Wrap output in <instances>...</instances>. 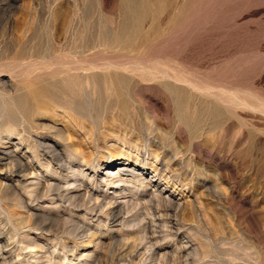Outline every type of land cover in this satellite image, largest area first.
I'll list each match as a JSON object with an SVG mask.
<instances>
[{
  "label": "rangeland",
  "instance_id": "rangeland-1",
  "mask_svg": "<svg viewBox=\"0 0 264 264\" xmlns=\"http://www.w3.org/2000/svg\"><path fill=\"white\" fill-rule=\"evenodd\" d=\"M133 2L0 0V232L18 241L0 264H264V0ZM118 157L138 174L160 167L188 202H152L132 178L121 187L141 206L113 226L85 196L60 202L23 174L31 161L61 178L49 168L63 160L102 173ZM25 231L44 234L54 263L29 254L41 247Z\"/></svg>",
  "mask_w": 264,
  "mask_h": 264
},
{
  "label": "bare ground",
  "instance_id": "bare-ground-1",
  "mask_svg": "<svg viewBox=\"0 0 264 264\" xmlns=\"http://www.w3.org/2000/svg\"><path fill=\"white\" fill-rule=\"evenodd\" d=\"M135 1V0H134ZM133 2V0H132ZM134 3V2H133ZM136 3L137 0H136ZM135 3V4H136ZM150 3V2H149ZM126 4V3H125ZM153 4V3H152ZM129 5H130V2H129ZM131 7L134 6L133 4L130 5ZM136 6V5H135ZM140 6V5H139ZM147 6V5H146ZM150 7V6H149ZM144 8V7H143ZM145 9V8H144ZM151 9V8H150ZM161 9V8H160ZM135 10V9H134ZM132 10V11H134ZM141 11V9H139ZM152 10V9H151ZM131 11V12H132ZM161 11V10H160ZM145 12V11H143ZM141 13V12H140ZM137 15V14H136ZM156 15V14H155ZM143 16V15H142ZM145 18V17H144ZM147 19V18H146ZM156 19V18H155ZM125 21V20H124ZM157 21V20H156ZM155 21V22H156ZM134 29V28H133ZM122 79V78H121ZM60 128V127H59ZM58 128V129H59ZM67 128V127H66ZM55 129H56V126H55ZM63 129V128H62ZM57 131V130H56ZM63 132V130H62ZM65 132V131H64ZM60 135V134H59ZM67 135V134H66ZM70 135V133L68 134ZM66 139V138H64ZM70 141L68 142H71V138L68 139ZM38 141V140H37ZM40 141V140H39ZM64 141V140H63ZM66 142V141H65ZM45 143V142H44ZM72 143V142H71ZM64 145V144H63ZM69 145V144H68ZM43 146V145H42ZM45 147V146H43ZM51 147V146H50ZM49 148V147H48ZM73 148V147H72ZM77 148V147H75ZM73 148V149H75ZM51 149V148H50ZM70 149V148H69ZM68 149V150H69ZM78 149V148H77ZM75 149V150H77ZM55 150L57 151V148L55 146ZM72 150V149H71ZM74 150V151H75ZM79 150V149H78ZM75 151V152H78ZM67 151V150H65ZM81 151V150H80ZM82 152H85V151H82ZM50 154V153H49ZM58 155L61 156V152H58L57 153ZM65 154V153H64ZM87 153H83V155ZM17 155V154H16ZM57 155V156H58ZM26 156V155H25ZM50 156V155H49ZM59 156V157H60ZM78 156H80V154H78ZM76 157V156H75ZM86 157V156H85ZM18 158V157H17ZM55 159V158H54ZM57 159V158H56ZM61 159V158H60ZM84 159V158H82ZM122 159L121 157H118L117 159H115V166L112 165L110 166L111 168L110 169H107L106 171L102 172V173H97L96 171L94 173H91L89 172V170H85L81 165L80 166H77V165H74L73 162H67L65 160H63L64 162L61 164H58L57 168H49L51 170L54 171V173H57L59 175H61L62 177L61 178H57V177H47L46 180H44V178L40 175V172L38 171L37 173H35L36 171H34V167H33V163L31 161H28L26 162V164H24V167H23V174L25 175H29V174H37L38 176V179H30L32 181V183H30L29 185H27V187H34V186H38V189H42V188H47L48 190L49 189H55V190H61L63 191V194L62 197H61V201L62 202L63 200H67L68 202H72L75 198H77L78 196H85L84 199V203H86L87 200L89 205L86 206L88 208V211L89 213L91 214V218L92 219H97V221H103L105 220L106 221V224H110V225H113V226H116V225H119V224H123L125 223L126 221V217L124 216V212L126 211H129L128 210V206L130 205H133V204H137L138 201L140 200L138 198V195L136 193H134L133 195L131 194V189L129 188H122L121 187V184L122 183H126L128 181H131L132 178H136V181H140L142 182V184L146 187L152 185L153 186V189H151L150 191H148V195L150 196V198H152V202L155 200V199H165L167 202H171L172 204H175L179 207L183 206L185 204V202L187 200H185L184 196H180V197H177L173 192L169 191V189H167L166 187L164 186H161V182L162 180L164 179V176L163 174L159 171L160 170V167L154 171V172H145L143 171L142 173H139L138 172L136 173V169L134 167H132V165H130L129 163H124L122 164ZM22 160V159H21ZM52 160V159H51ZM67 160V159H66ZM86 160H88L86 158ZM20 161V160H19ZM53 161V160H52ZM25 162V161H24ZM51 163V162H50ZM56 163V162H55ZM85 164V163H83ZM160 164V163H159ZM88 165V164H87ZM111 165V164H110ZM118 166V167H117ZM156 166V165H155ZM49 167V165H48ZM16 170V169H15ZM50 170V171H51ZM166 171V170H165ZM22 174V175H23ZM99 174V175H98ZM24 175V176H25ZM89 177L90 176V181L93 180V182L91 181L90 185H86V184H83V183H79V179L77 177ZM33 177V176H32ZM131 177V178H129ZM170 177V176H169ZM36 178V177H35ZM167 178V177H166ZM36 180V181H34ZM27 181V180H26ZM83 181V179H82ZM172 181V180H171ZM81 182V181H80ZM22 183V182H21ZM135 184V183H134ZM25 186V185H24ZM176 186V185H175ZM36 188V187H35ZM148 189V188H147ZM37 190V189H36ZM38 190V191H39ZM54 190V191H55ZM44 191V190H43ZM35 190H31L29 191V194L31 193H34ZM58 192V191H56ZM41 193V192H40ZM128 193H130L132 195L131 198L128 199ZM28 194V192H27ZM146 195V194H145ZM36 196V195H35ZM42 196V195H41ZM141 196H144V194H142ZM39 197V195H38ZM41 198V197H40ZM52 199V198H51ZM54 199V198H53ZM137 199H139L137 201ZM148 200V199H147ZM77 201V200H76ZM83 201V200H81ZM79 200V202H81ZM188 202V201H187ZM186 202V203H187ZM190 202V201H189ZM29 203V202H28ZM142 203V202H141ZM170 203V204H171ZM194 203V202H193ZM65 204V202H64ZM76 204V203H75ZM87 204V203H86ZM139 204V208H140V203ZM161 204V203H159ZM171 204V205H172ZM52 205V204H51ZM55 205V204H54ZM60 205V204H59ZM82 205H84L82 203ZM191 205V204H190ZM194 205V204H193ZM70 206V205H69ZM79 206V205H78ZM151 206V205H150ZM159 206V205H157ZM168 206V205H167ZM186 206V205H185ZM63 207V206H62ZM71 207V206H70ZM77 207V206H76ZM84 207V206H83ZM135 207V206H134ZM137 207V206H136ZM154 207V206H153ZM161 207H163L161 205ZM172 207V206H171ZM170 207V208H171ZM184 207V206H183ZM67 208V207H66ZM127 208V210H126ZM160 208V207H159ZM168 208V207H167ZM58 209V207H57ZM70 209V208H69ZM132 209V208H131ZM153 209V208H152ZM162 210V209H161ZM35 211V210H34ZM68 211V210H67ZM131 211V210H130ZM135 211V210H134ZM59 212V211H58ZM151 212V211H150ZM30 213V212H29ZM34 213V212H33ZM127 213V212H126ZM62 214V213H61ZM60 214V215H61ZM152 215V213H150ZM29 215V214H28ZM40 215V214H38ZM59 215V214H58ZM59 215V217H60ZM127 215V214H126ZM154 215V214H153ZM32 216V215H31ZM34 216V215H33ZM37 216V215H36ZM28 217V216H27ZM38 217V216H37ZM72 217V216H71ZM158 217V216H156ZM87 218V217H86ZM90 218V217H89ZM26 219V218H24ZM23 219V221H24ZM156 219V218H155ZM27 220V219H26ZM25 220V222H26ZM31 220V219H29ZM28 220V222H30ZM74 220V219H73ZM84 220V219H82ZM89 220V219H88ZM33 221V220H32ZM77 221V220H76ZM85 221V220H84ZM154 221V220H153ZM24 222V223H25ZM35 222V220H34ZM33 222V223H34ZM66 222V221H64ZM155 222V221H154ZM153 222V223H154ZM166 223V221H164ZM104 223V222H103ZM129 223V222H128ZM32 224V223H31ZM31 224H28L27 226L31 229ZM35 224V223H34ZM172 224V223H171ZM26 225V223H25ZM37 225V224H36ZM35 225V226H36ZM73 225V223H72ZM101 225V224H100ZM129 225V224H128ZM160 225V224H159ZM168 225V224H167ZM66 226V225H65ZM98 226V225H97ZM96 226V227H97ZM24 227V226H23ZM22 227V228H23ZM40 227V226H38ZM99 227V226H98ZM111 227V226H110ZM109 227V228H110ZM70 228V227H69ZM68 228V229H69ZM94 227H92V224L90 223H86L85 225H83L81 227L82 231L84 233L88 232L87 234H85L83 237H85V239H83V244L84 246H88V245H91L92 243H95V248L94 250L96 251L97 247H99L100 243L102 242L101 238H98V237H94L96 236V232L94 231H91L93 230ZM108 228V227H107ZM27 229V228H26ZM25 229V230H26ZM37 229V228H36ZM28 230V229H27ZM120 230V228H119ZM166 230V229H165ZM170 230V229H169ZM18 231V230H17ZM53 230L49 231L52 233ZM81 231V230H80ZM113 231V230H111ZM44 232V231H43ZM123 232V231H121ZM98 233V232H97ZM109 233V232H108ZM170 233V232H169ZM25 237L27 238V243L29 245V247H41L38 248L40 250H37L36 252L31 250L29 251V254L31 255H34V257L36 258L35 260H37V262L41 259V258H47L48 257V261H52L51 259L53 258V256H55V250L54 251H50V249L45 245V244H42V241L40 240L44 234L40 233L38 234L37 236H40L39 239H35V237H30V233L25 231ZM48 234V233H47ZM78 234V233H77ZM157 234V233H156ZM173 234V233H172ZM8 235V234H7ZM12 235V234H11ZM15 235V234H14ZM57 235V234H55ZM76 235V234H75ZM82 235V234H81ZM80 235V236H81ZM166 235V233H165ZM169 236V235H168ZM173 236V235H172ZM11 237V236H10ZM17 237V236H16ZM53 237V236H52ZM56 237V236H55ZM68 237V236H66ZM115 237V236H114ZM24 238V237H23ZM51 238L50 236H48V239ZM70 238V237H69ZM74 238V237H73ZM172 238V237H171ZM186 238V237H185ZM15 239V238H14ZM72 239V238H71ZM78 239V238H77ZM158 239V238H157ZM175 239V238H174ZM6 240L9 242V244H7V246L10 248L8 250L9 253L12 252V250L14 249H17L18 246H17V243L18 241H9V238L6 237V234L0 232V260H3L5 262V260L7 259L9 253L4 251V248H3V242ZM18 240V239H17ZM26 240V239H25ZM55 240V239H54ZM53 240V241H54ZM173 240V239H172ZM147 241V240H146ZM184 241V240H183ZM17 242V243H16ZM25 242V241H24ZM49 242V240H48ZM65 242V241H64ZM78 242V241H77ZM82 242V241H81ZM21 243V240L20 242ZM58 243V242H57ZM175 243V242H174ZM173 243V244H174ZM56 244V243H55ZM67 244V243H66ZM157 244V243H156ZM172 244V245H173ZM184 244V243H182ZM78 245V244H77ZM104 245L101 243V246ZM154 245V244H153ZM152 245V246H153ZM21 246V245H20ZM67 246V245H65ZM83 246V247H84ZM187 246V245H185ZM127 247V246H126ZM175 247V246H174ZM177 248H179L178 246H176ZM184 247V246H183ZM79 248V247H78ZM7 249V248H6ZM22 249V248H21ZM56 249V248H55ZM122 249V248H121ZM154 249V248H153ZM176 249V248H175ZM25 250V249H24ZM35 250V249H34ZM88 249H86L85 251H83L82 254H80L83 258H89L91 257L92 255V252H90L89 250L87 251ZM98 250V249H97ZM126 250V249H125ZM137 250V249H136ZM151 250V249H150ZM174 250V249H173ZM172 250V251H173ZM182 250V249H181ZM15 251V250H14ZM178 251V250H177ZM25 252V251H23ZM28 252V251H27ZM72 252V253H70ZM169 253V251H167ZM182 252V251H181ZM62 253V252H61ZM69 253L72 255V257H74L76 254H75V251L71 250L70 248H68V251L65 252L64 256L67 258L69 256ZM96 253V252H95ZM94 253V254H95ZM134 253V252H133ZM174 253V252H173ZM175 253H177L175 251ZM180 253V251H179ZM49 255L51 254V256H46V255ZM23 255V254H22ZM12 256H13V253H12ZM181 256V255H179ZM79 257V256H78ZM45 258V259H46ZM93 258V257H92ZM13 260V259H12ZM34 260V259H33ZM65 260V259H64ZM68 260V259H67ZM84 260V259H83ZM89 260V259H88ZM9 261V260H8ZM29 261H30V258H29ZM54 261V260H53ZM52 261V262H53ZM66 261V260H65ZM43 262V261H42ZM59 262V261H58ZM57 262V263H58ZM1 263V262H0ZM11 263V262H10ZM15 263V262H14ZM31 263V262H30ZM35 263V262H34ZM54 263V262H53ZM3 264V263H2ZM17 264V263H16ZM39 264V263H38ZM49 264V263H48ZM56 264V263H55ZM84 264V263H83Z\"/></svg>",
  "mask_w": 264,
  "mask_h": 264
}]
</instances>
